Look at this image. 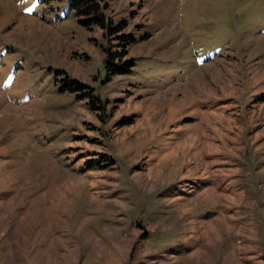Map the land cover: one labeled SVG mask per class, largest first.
Instances as JSON below:
<instances>
[{"label":"rangeland","instance_id":"374dc122","mask_svg":"<svg viewBox=\"0 0 264 264\" xmlns=\"http://www.w3.org/2000/svg\"><path fill=\"white\" fill-rule=\"evenodd\" d=\"M93 1L128 74L71 0H0V264H264V0Z\"/></svg>","mask_w":264,"mask_h":264},{"label":"trees","instance_id":"16d2710c","mask_svg":"<svg viewBox=\"0 0 264 264\" xmlns=\"http://www.w3.org/2000/svg\"><path fill=\"white\" fill-rule=\"evenodd\" d=\"M70 8L75 10L77 14L84 15L87 19L81 21V26L84 28H90L92 25L98 26L104 32H107L109 36V41L115 42L116 45H113L114 50H105L106 57H104V69L108 74L112 76L123 75L130 73L133 62L131 60H126L128 53V48L134 43V40L127 35H123L127 24L121 22L117 25H113L111 21H105L102 13L99 12L98 6L94 5L93 0H71ZM73 83L67 89L70 93L76 95L77 100H85L86 98L91 99V108L94 110L97 108L95 105L96 98L87 95H78V92H81L83 87L76 82Z\"/></svg>","mask_w":264,"mask_h":264}]
</instances>
